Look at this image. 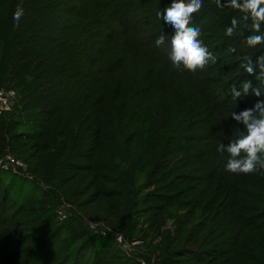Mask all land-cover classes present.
Instances as JSON below:
<instances>
[{
  "label": "trees",
  "instance_id": "obj_1",
  "mask_svg": "<svg viewBox=\"0 0 264 264\" xmlns=\"http://www.w3.org/2000/svg\"><path fill=\"white\" fill-rule=\"evenodd\" d=\"M171 2L0 0V87L22 102L0 117V159L26 165L0 166V264H264V170L230 173L217 151L245 130L231 113L264 99L225 95L261 87L239 66L264 45L227 37L241 14L204 0L191 26L216 63L178 70L157 17Z\"/></svg>",
  "mask_w": 264,
  "mask_h": 264
},
{
  "label": "clouds",
  "instance_id": "obj_2",
  "mask_svg": "<svg viewBox=\"0 0 264 264\" xmlns=\"http://www.w3.org/2000/svg\"><path fill=\"white\" fill-rule=\"evenodd\" d=\"M217 7H230L238 10L239 17L231 19L230 26L225 28V35L233 37L241 34L242 30L250 32L245 37V44L249 48L264 45V0H215ZM204 7V0H172L157 13V17L174 30L170 38L171 51L169 59L173 66L180 70L186 69L195 73L203 70L209 64L216 63V57L199 39V27L192 25L194 14H198ZM25 15L22 4H17L13 13L15 27H19L20 20ZM165 34L156 40L157 46L164 45ZM230 53L235 48H229ZM246 76H253L262 81L260 88H252V80L245 78L239 85L232 84L225 95H231L238 100L251 90L253 95L261 97L264 94V54L258 55L255 62L251 57L244 60L239 66ZM231 118L244 125V131L237 130L233 139L225 145L220 143L217 151L226 153L228 159L225 170L233 174H253L264 170V99L257 100L253 106L231 113Z\"/></svg>",
  "mask_w": 264,
  "mask_h": 264
},
{
  "label": "built area",
  "instance_id": "obj_3",
  "mask_svg": "<svg viewBox=\"0 0 264 264\" xmlns=\"http://www.w3.org/2000/svg\"><path fill=\"white\" fill-rule=\"evenodd\" d=\"M17 99V92L12 87H0V117L6 113L10 112L13 109V106L16 103ZM0 166L5 169H12L13 171L17 172L20 168L26 170V165L21 162L20 160L16 159L10 152H6L5 156L0 159ZM61 220L66 218V213L63 210L60 212ZM90 222V221H89ZM89 227L96 232L99 233L101 236H107L111 230L104 224H97L95 222H90ZM116 239L120 244L123 252L127 254V256L132 255L134 251L132 249L136 248V246L143 243L142 240H126L122 235L116 234ZM141 264H147L144 260H140ZM154 264V261L153 263Z\"/></svg>",
  "mask_w": 264,
  "mask_h": 264
},
{
  "label": "rangeland",
  "instance_id": "obj_4",
  "mask_svg": "<svg viewBox=\"0 0 264 264\" xmlns=\"http://www.w3.org/2000/svg\"><path fill=\"white\" fill-rule=\"evenodd\" d=\"M14 84H15V83L13 82V83L10 84L9 86L14 85ZM16 101H17V102H20V103H19V106L21 107V106H22V102L20 101V96H19V100H18V93H17V99H16ZM26 117H27V114L24 113V114H23V119L27 120ZM28 119H29L30 123L33 122V120H32L31 118H28ZM62 206H65L64 209H63V212L66 213V211L69 209V207L65 204V202H63V205H62ZM90 222H94V221H90ZM90 222L88 221V222H87V225H89ZM131 240H132V239H131ZM146 245H147V244H146ZM146 245L144 244V241H143L142 244L136 246V248L132 249V251H134V252H135V251H142V252L146 253V248H145ZM124 254H125V253H124ZM125 255H127V254H125Z\"/></svg>",
  "mask_w": 264,
  "mask_h": 264
}]
</instances>
